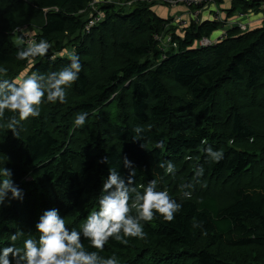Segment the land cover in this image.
I'll list each match as a JSON object with an SVG mask.
<instances>
[{"label":"trees","instance_id":"16d2710c","mask_svg":"<svg viewBox=\"0 0 264 264\" xmlns=\"http://www.w3.org/2000/svg\"><path fill=\"white\" fill-rule=\"evenodd\" d=\"M111 1L0 0V83L29 69L45 86L38 117L20 121L13 132V110L0 116V168L11 169L24 194L13 207L0 206V248L23 255V241L40 235L39 216L55 208L65 226L74 219L70 225L81 231L85 251L114 255L117 264H264V23L231 29L200 48L199 41L221 34L218 22L182 27L179 15L164 19L153 11L154 1ZM94 2L105 18L86 34ZM262 4L236 0L227 13L260 11ZM32 18L43 20L36 42L43 38L51 46L43 56L18 60L17 51L28 46L18 29ZM67 37L77 43L81 72L65 87L63 103L49 102V78L71 64L56 54ZM84 112L85 123L77 126ZM136 125L145 131L134 139ZM207 148L221 159H212ZM104 157L107 163L100 162ZM168 162L174 174L160 167ZM110 167L129 190L130 215H136V194L152 181L181 208L172 221L158 213L142 221V238L123 243L110 237L100 250L83 236L88 216L78 213L107 194ZM17 233L23 234L12 240ZM227 248L243 255L231 259ZM8 259L27 264L22 256Z\"/></svg>","mask_w":264,"mask_h":264},{"label":"clouds","instance_id":"9594fccd","mask_svg":"<svg viewBox=\"0 0 264 264\" xmlns=\"http://www.w3.org/2000/svg\"><path fill=\"white\" fill-rule=\"evenodd\" d=\"M50 46L48 40L43 38L38 43L33 41L30 46L17 51V59L43 56ZM70 60V66L53 73L49 78L46 85L47 101L58 100L63 103L66 97L65 87H70L78 79L82 68L80 58L73 53ZM5 89H8V92H5ZM44 97L45 86L38 82L35 72L23 79L17 77L14 81L3 79L0 83V116L3 115L4 109L13 110L14 115L8 127L15 132L20 121L40 115V105ZM87 116V112L78 114L75 124L83 126ZM144 131L143 126H134V139L136 136H142ZM206 151L212 159L216 161L221 159L220 152H213L211 148H207ZM100 162L107 163V157L102 158ZM125 164L130 165L131 161L125 158ZM160 167L167 173L174 174L172 162L166 165L161 163ZM142 188L143 191L137 193L135 197L134 217L130 215L129 190L124 180L115 167L109 168L108 177L103 184V191L107 194L102 195L98 200V211L92 212L82 226L83 236L88 239L91 247L102 250L110 237L123 243H127V237L142 238L144 233L141 222L151 221L157 213L165 221L174 219V214L181 208V204L172 199L167 191L156 190V181ZM9 194L10 201L22 200L24 195L12 179L11 169L2 167L0 168V206L5 204V198ZM68 229L64 217L59 215L57 209L45 211L39 216V221L35 225V230L40 234L38 239L27 238L23 241V255H20L19 249L12 246L0 248L3 252L0 264H10L8 259L10 254L14 257L22 256L27 260V264H117V257L114 255L104 259L98 251L89 254L81 243V231L72 229L69 232ZM121 230L123 237L120 235ZM22 234H14L11 239L16 240L17 236Z\"/></svg>","mask_w":264,"mask_h":264},{"label":"built area","instance_id":"2783aa9c","mask_svg":"<svg viewBox=\"0 0 264 264\" xmlns=\"http://www.w3.org/2000/svg\"><path fill=\"white\" fill-rule=\"evenodd\" d=\"M148 1H154L156 4L165 5L167 7H178L183 6L187 9H191V11L187 12L185 16L179 15L176 20V24L182 26V27H188L192 22L193 23H201V14L202 12L211 7L215 6L216 9L218 7L219 0H148ZM97 2L91 3L89 6L94 7L93 13L88 17V23L86 25V34H89L92 30V28L96 25H98L101 21V18H104V13L98 12L96 8ZM196 8V9H195ZM252 12H254L253 9H250ZM223 10L218 8L213 16V21L218 22L222 27L220 28L222 30L220 37H225L226 32L239 27L243 31H249L251 28L247 27L244 24L245 20V13L247 12H238L235 14V17H229V16H223ZM264 16V3L260 7V11ZM18 32H20L22 35H24V41L25 44L28 46L31 45L33 41L36 42L35 34L33 35H26L24 33L23 28H19ZM219 39V38H218ZM217 39V40H218ZM216 40V41H217ZM215 41L213 39H202L197 43V47L205 48L213 45Z\"/></svg>","mask_w":264,"mask_h":264},{"label":"rangeland","instance_id":"374dc122","mask_svg":"<svg viewBox=\"0 0 264 264\" xmlns=\"http://www.w3.org/2000/svg\"><path fill=\"white\" fill-rule=\"evenodd\" d=\"M100 1H102V0H97V2H100ZM115 1H111V2H108V3H111V4H115L114 3ZM155 8V10L157 11V13H159L160 15H164V14H166L167 12V10H171V9H175V10H177V8H179V7H167V6H165V5H161V4H157L155 7H153V9ZM184 8V7H183ZM92 9H94V7H91V6H89V9L87 10L88 11V17L93 13V10ZM186 9V8H185ZM231 9V8H230ZM159 10V11H158ZM223 12V11H222ZM247 13H245V15H246V17H245V20H244V24L247 26V27H249V28H252V29H258V28H262L263 27V25H262V21H261V19L259 18V17H262L263 16V14L261 13V12H257V11H254V12H252L251 10H249V11H246ZM255 12H257L259 15H261V16H257V14H255ZM24 14H27V13H24ZM228 15V13H227V11L225 12L224 11V13H223V16L225 17V16H227ZM229 16V15H228ZM257 16V18H259V20H253V19H256L255 17ZM174 17H176V15L174 16ZM230 17H235V14H233L232 16H230ZM104 18H105V15H104ZM252 18V19H251ZM263 18H264V16H263ZM252 20V21H251ZM256 22V23H255ZM43 23V20L41 19V18H32V20L31 21H26L25 22V25L24 26H22V28L24 29V33L26 34V35H33L34 34V32L36 33V30L38 29V27L41 25ZM263 23H264V21H263ZM31 24V25H30ZM23 38H24V35H23ZM164 38V40L163 41H165V42H168L169 41V37L168 38H165V37H163ZM218 38H220V33H218V32H215L214 34H213V36H212V39L214 40V41H216ZM87 40V39H86ZM85 40V41H86ZM63 47H64V49L63 50H61L60 52H58V53H56L57 55H58V57H62V58H64V59H69V60H67V61H71L70 60V56L74 53V54H76L77 55V49H78V47H77V43L76 42H73V39L72 38H66V39H64V43H63ZM95 46H97V44H95ZM55 54V55H56ZM62 69H64L63 68V66L62 67H60L58 70H57V72H59V71H61ZM30 74V70L29 69H27V70H24L21 74H19V78L20 79H23V78H26L28 75ZM74 128H76V125H75V127ZM228 145L230 144V142L229 143H227ZM250 177H251V175L248 173V176H246L245 178H243V181L244 182H246L247 180H249L250 179ZM255 179V178H254ZM26 180L27 181H32L33 180V178H32V176L31 175H29L27 178H26ZM184 186V183H180V189L182 188ZM218 192L219 193H223V191L221 190V189H219L218 190ZM90 198H92V197H90ZM16 204V200H11L10 201V194H9V196L8 197H6L5 198V205L8 207V208H11V207H13V205H15ZM88 205H91V208H90V211L89 212H87V206ZM98 203L96 202L95 203V201H94V199L92 198V199H90V200H88L87 202H86V204L81 208L82 210H81V212L80 213H78L79 215H85V217H87V216H89L92 212H95V211H98ZM85 217H83L82 219H84ZM74 221V219L73 220H71V221H69L68 222V224L66 225V227H68L69 229V232H71L72 231V229H77V227H75V224L73 223L72 224V226L70 225L72 222ZM204 237V239H206V238H208V236H206V235H204L203 236ZM203 244H202V241L200 242V244H199V247H201ZM227 253V255H228V253L230 254V255H232V257H231V259H233L234 257L233 256H235V257H238V258H240L242 255H243V252L242 251H240V250H235L234 248H227L226 250H225ZM153 262H151V263H148V261H143L141 264H152Z\"/></svg>","mask_w":264,"mask_h":264},{"label":"crops","instance_id":"0c3cea01","mask_svg":"<svg viewBox=\"0 0 264 264\" xmlns=\"http://www.w3.org/2000/svg\"><path fill=\"white\" fill-rule=\"evenodd\" d=\"M236 0H219L218 2V8L222 9L223 10V13L224 11H228L230 10V8H232V4L235 2ZM248 1H251V0H248ZM258 1H261L262 3H264V0H258ZM216 7L213 5L207 9H205L202 14H201V19L203 22H206V21H212L213 20V16L216 12ZM250 10V9H249ZM153 11H155L157 13V11L155 10V8L153 9ZM159 11V10H158ZM167 13L164 14V15H160L159 13H157L160 17L164 18V19H167L169 17H174L175 15H182V16H185L187 10L183 7H179L177 8V10L175 9H171V10H167L166 11ZM258 12V11H257ZM257 12H255V14H257V16L259 15ZM257 16L255 17L256 19H253V20H259V18L261 19L262 21V25H263V21H264V18L263 16L262 17H259L257 18ZM261 16V15H259ZM252 19V18H251ZM252 21V20H251ZM256 23V22H255ZM252 30V28H251Z\"/></svg>","mask_w":264,"mask_h":264}]
</instances>
